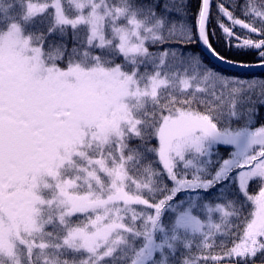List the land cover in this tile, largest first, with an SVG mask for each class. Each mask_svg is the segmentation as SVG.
<instances>
[{
    "label": "snow or ice",
    "instance_id": "obj_1",
    "mask_svg": "<svg viewBox=\"0 0 264 264\" xmlns=\"http://www.w3.org/2000/svg\"><path fill=\"white\" fill-rule=\"evenodd\" d=\"M0 264H264V0H0Z\"/></svg>",
    "mask_w": 264,
    "mask_h": 264
},
{
    "label": "trees",
    "instance_id": "obj_2",
    "mask_svg": "<svg viewBox=\"0 0 264 264\" xmlns=\"http://www.w3.org/2000/svg\"><path fill=\"white\" fill-rule=\"evenodd\" d=\"M254 71L255 73L259 74L260 70H252Z\"/></svg>",
    "mask_w": 264,
    "mask_h": 264
},
{
    "label": "water",
    "instance_id": "obj_3",
    "mask_svg": "<svg viewBox=\"0 0 264 264\" xmlns=\"http://www.w3.org/2000/svg\"><path fill=\"white\" fill-rule=\"evenodd\" d=\"M254 70H259V69H254Z\"/></svg>",
    "mask_w": 264,
    "mask_h": 264
}]
</instances>
